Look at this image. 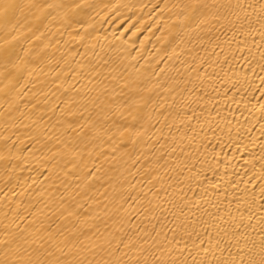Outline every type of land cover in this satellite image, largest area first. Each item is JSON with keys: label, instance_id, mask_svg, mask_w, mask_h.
I'll use <instances>...</instances> for the list:
<instances>
[{"label": "bare ground", "instance_id": "1", "mask_svg": "<svg viewBox=\"0 0 264 264\" xmlns=\"http://www.w3.org/2000/svg\"><path fill=\"white\" fill-rule=\"evenodd\" d=\"M0 264H264V0H0Z\"/></svg>", "mask_w": 264, "mask_h": 264}]
</instances>
